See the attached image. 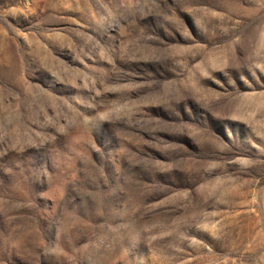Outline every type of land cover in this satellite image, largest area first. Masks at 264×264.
<instances>
[{
	"label": "rangeland",
	"instance_id": "1",
	"mask_svg": "<svg viewBox=\"0 0 264 264\" xmlns=\"http://www.w3.org/2000/svg\"><path fill=\"white\" fill-rule=\"evenodd\" d=\"M0 264H264V0H0Z\"/></svg>",
	"mask_w": 264,
	"mask_h": 264
}]
</instances>
